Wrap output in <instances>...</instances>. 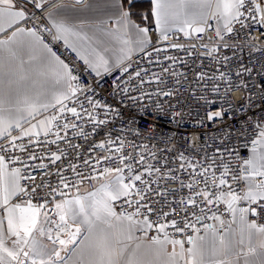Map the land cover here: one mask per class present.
<instances>
[{"label": "snow or ice", "instance_id": "obj_1", "mask_svg": "<svg viewBox=\"0 0 264 264\" xmlns=\"http://www.w3.org/2000/svg\"><path fill=\"white\" fill-rule=\"evenodd\" d=\"M127 5L107 0L111 12L96 22L100 35L89 36L81 30L84 21L73 25L62 17V3L0 0V33H10L0 39V264H264V120L253 121L252 136L242 145L248 155L237 153L236 168L219 148L213 156L180 153L179 167L169 170L166 159L158 161L155 153L139 151L135 144L133 151H123L129 142L110 129L94 143L90 137L110 123L111 109L92 96H85L91 109L83 102L77 107L79 95L93 89L80 85L41 38L47 31L54 41L63 40L97 76L118 71L121 78L127 74L143 85L166 84L162 77L168 73L187 81L186 74L174 70L177 64L187 67L184 57L159 54L176 49L227 68L232 57L222 49L237 46L236 25L264 29V0H148V8L139 12L134 11L135 0ZM36 10L43 15L33 27L24 26ZM153 32L161 46H153ZM177 34L187 43L174 40ZM149 47L157 53L149 64L169 61L168 66L159 75L139 65L130 73L133 54L150 56ZM196 66L203 68V60ZM251 71L241 65L236 75ZM142 72L151 79L145 80ZM193 75L214 93L217 81L231 83L219 67L211 75ZM122 91L127 94L128 89ZM101 107L106 109L103 118L97 111ZM221 115L209 112L207 119ZM77 138L88 144V153L99 149L104 155H81L84 145L74 143ZM23 156L39 163H28ZM72 157L89 171H82ZM112 161L114 166L103 167ZM85 183L93 187L81 192Z\"/></svg>", "mask_w": 264, "mask_h": 264}, {"label": "built area", "instance_id": "obj_2", "mask_svg": "<svg viewBox=\"0 0 264 264\" xmlns=\"http://www.w3.org/2000/svg\"><path fill=\"white\" fill-rule=\"evenodd\" d=\"M67 1L75 3V0H54L53 2ZM42 15L41 11L36 10L35 16L28 20L24 26L33 27V22ZM38 23L41 26L47 25V21L44 20H40ZM148 26L152 27V25ZM236 29L237 32L233 34V41L237 45L235 49H222L223 55L232 57L227 68L223 67L222 64L218 66L207 58L187 57L184 52L176 49L160 53L161 58L164 55H179L188 62L187 67L177 64L174 68L176 72L186 74L187 81H184L183 77L174 78L165 73L162 79L166 81V84L140 85L137 79L129 80L127 74L121 78L118 71L101 73L100 76H97L87 69L84 62L78 59L70 47L65 46L63 40L54 41L47 31L41 33V38L56 55L69 65L72 74L78 78L80 85L87 84L93 89L92 92L79 95L77 107H79L80 102H83L85 107L91 109V105L88 104L85 96H92L94 100L100 101L102 105H108L111 109L108 113L110 123L102 126L99 134L94 138L90 137L92 142L98 143L103 140L104 131L110 129L114 135L118 134L129 142L123 151H133V144H135L139 151L155 153L158 161L166 159L169 170L179 167L180 161L176 157L180 153L189 158L202 157L205 153L208 156H213L216 155V149L219 148L225 159L232 157L231 165L236 168L240 163L235 158L237 153L240 157L248 155L242 145L247 143L252 136L253 121L264 120V37L260 36L264 29H260L258 25H253L251 28H241L240 25H236ZM208 35L214 37V32L210 30ZM152 38L153 46H161L156 44L155 32L152 33ZM174 40L187 43L182 34H177ZM146 51L151 55L146 56L143 52L133 54L130 73L134 72L139 65L140 67H147L150 72L159 75L161 67H167L170 62L164 61L162 65L149 64V60H156L157 53L152 51V47ZM199 51L201 50L197 49V53ZM233 51L235 52L234 56ZM201 59L204 67L197 68L196 65L200 64ZM194 60L195 64L193 63ZM241 65L251 68L252 71L242 72L240 76H237L236 72L240 70ZM217 67L220 68V71L227 73L231 82L230 85L217 81L219 91L214 93L210 87H202L205 82L202 81L200 84L195 82L194 72L204 71L211 75ZM141 76L145 80L151 79L150 75L144 72L141 73ZM176 79H180L182 84L177 86ZM117 84L119 87H116ZM124 88L128 89L127 94L122 91ZM157 89L171 91L173 95L164 96L163 92L157 94ZM226 89L230 90L226 91ZM142 93H150V95L142 96ZM132 97H136V99H132ZM97 111L103 118L106 109L101 107ZM215 111H221V117L209 121L207 119L208 113ZM120 129L123 131H118ZM86 130L90 131L91 125H87ZM13 134H17V132L13 131ZM74 143L84 145L80 149L81 155H104V152L99 149L88 153V144H85L83 138H77ZM229 148L235 149V151L229 152ZM55 149V145L51 146V150L54 151ZM65 151L72 152L71 149H65ZM16 154L20 155L18 152ZM37 154L40 155L41 153L38 151ZM23 159L31 164L39 163V161H28L27 156H23ZM72 159L79 164L82 171H89L84 168L81 161H75L74 157ZM118 160L119 156H116V161ZM116 161L106 162L103 167L114 166ZM45 163L48 161L46 160ZM64 163L66 164L67 161ZM157 166L161 165L157 164ZM67 175L72 177L70 172ZM181 175L186 178L187 173H181ZM216 175L219 173L217 172ZM37 179L39 180V176ZM50 179L53 183L56 182L55 176ZM196 184L199 187L201 181L198 179ZM153 186L155 187V185ZM168 186L178 187L179 185L169 184ZM84 187L92 189L93 185L85 183L81 189ZM236 190L240 191L239 188Z\"/></svg>", "mask_w": 264, "mask_h": 264}, {"label": "crops", "instance_id": "obj_3", "mask_svg": "<svg viewBox=\"0 0 264 264\" xmlns=\"http://www.w3.org/2000/svg\"><path fill=\"white\" fill-rule=\"evenodd\" d=\"M58 3H62L64 5V8L61 12L62 17L65 18L69 24L73 25H79L81 21H84V25L81 30L87 33L89 36H92L93 34L100 35V33L96 30V22L106 19L108 14H110L111 12V9L105 7L107 0H85L84 4H76L74 2L69 1ZM125 6H128L127 0H125ZM148 6V0H135L134 11L139 12L142 10H146ZM145 25L148 26L147 22H145ZM100 27L106 28L107 25L101 24ZM8 34L10 33H0V39L6 38ZM109 55L111 54L109 53ZM27 126L28 125L25 124V127ZM12 131L16 130L13 129ZM86 189L91 190L84 187L81 189V192ZM241 264H243V262H241Z\"/></svg>", "mask_w": 264, "mask_h": 264}, {"label": "rangeland", "instance_id": "obj_4", "mask_svg": "<svg viewBox=\"0 0 264 264\" xmlns=\"http://www.w3.org/2000/svg\"><path fill=\"white\" fill-rule=\"evenodd\" d=\"M84 191H85V190H84ZM84 191H83V192H84Z\"/></svg>", "mask_w": 264, "mask_h": 264}]
</instances>
